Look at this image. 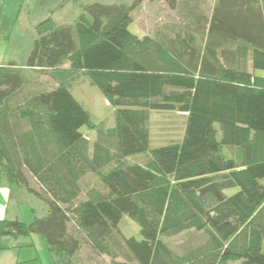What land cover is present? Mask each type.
<instances>
[{
    "label": "trees",
    "instance_id": "trees-1",
    "mask_svg": "<svg viewBox=\"0 0 264 264\" xmlns=\"http://www.w3.org/2000/svg\"><path fill=\"white\" fill-rule=\"evenodd\" d=\"M139 1L88 4L74 24L39 23L26 67L51 75L48 89L13 103L24 73L0 67V184L23 187L47 206L30 223L3 218L0 246L5 237L39 235L57 264L76 256L83 241L114 264H264V75L255 72L264 70V5L250 0L245 15L231 19L241 0H218L212 15L211 40L249 48L252 69L209 64L194 71L163 37L130 30ZM150 1L172 10L180 4ZM149 50L154 68L143 59ZM72 70L116 108V125L100 130L92 150L82 128L94 123L64 75ZM151 110L186 113L182 141L151 149ZM226 145L239 149L240 161ZM148 151L145 164L124 162ZM87 174H98L105 191L91 189L78 201ZM124 214L142 238L122 232ZM191 228L204 231L207 243L180 256L164 237Z\"/></svg>",
    "mask_w": 264,
    "mask_h": 264
},
{
    "label": "rangeland",
    "instance_id": "rangeland-1",
    "mask_svg": "<svg viewBox=\"0 0 264 264\" xmlns=\"http://www.w3.org/2000/svg\"><path fill=\"white\" fill-rule=\"evenodd\" d=\"M250 0H241V2H234L231 7V19L235 17L244 16L247 10L244 3ZM103 4H125L133 5L135 0H38L34 8H32L31 17L26 21V25L21 24V47L32 48L35 38V24L46 18L51 17L53 22L59 25L74 24L77 17L84 12V7L92 3ZM254 4L258 6L264 5V0H253ZM218 0H180L177 9L172 10L166 4L161 2H154L150 0H140L137 7L134 9L133 23L130 25V30L140 37L148 34L150 36H159L167 40L169 51L182 59L183 65L190 70L198 71L203 66L205 69L209 64L217 66H227L252 69L251 64V50L240 49L235 42H227L217 45L211 40L210 32L213 25V10ZM262 7V6H261ZM37 11H42L38 13ZM35 14V15H34ZM42 16V17H41ZM36 18V19H34ZM244 18V17H243ZM32 25H30V22ZM36 22V23H35ZM232 24V23H231ZM30 25V26H29ZM28 27H32V30ZM228 36L229 33H228ZM232 36V35H231ZM236 41L235 39H229ZM242 41V40H241ZM215 42V43H214ZM28 54L31 49H28ZM132 52V49H131ZM28 54H26L28 56ZM25 56V55H24ZM147 56V57H145ZM144 56L146 64L152 68L157 64L155 53L149 50ZM24 58H27L26 56ZM23 60V61H22ZM23 55H21V72L24 73V84L22 92L19 96H15L13 103L21 100L22 97L32 95L42 90L53 86L54 78L51 75H43L36 70L25 67ZM207 62V65L204 63ZM26 63V60H25ZM202 65V66H201ZM11 70H17L15 67H10ZM256 75H264V70H255ZM70 84V88L79 102L89 112L92 125L84 126L82 132L90 140L91 150L93 144L100 136V130H106L116 125V108L106 100L101 90L91 83L81 71H69L64 74ZM187 114L180 111H149V131L151 137V149L168 145L172 142H180L184 138ZM217 128L219 126L217 125ZM219 139L221 134L219 131ZM109 145L116 150L115 140L108 139ZM236 146H224L225 153L240 161V152ZM151 159V151L147 153H140L128 157L124 160L127 164H145ZM116 164H110L104 169L108 171ZM81 194L78 201L86 199L91 189L105 191V187L100 181L98 174H87L80 182ZM238 189H228L226 193L231 195ZM7 190L0 189V206L2 210L6 209ZM21 191V193L19 192ZM13 197V203L20 204L23 209V215L27 216L30 212L32 218L24 220L26 223L32 222L35 216L42 217L47 211L46 204L29 194L25 188L18 187ZM11 195V194H10ZM4 200V201H3ZM4 202V203H3ZM32 207L34 209H32ZM44 209V211H42ZM29 210V212H27ZM36 213L34 215L33 212ZM3 218V217H2ZM29 218V217H28ZM120 229L128 236H134L138 239L142 238L139 224L130 218L129 215L124 214L120 221ZM76 227L71 224V233L76 232ZM84 240V238L82 237ZM170 247L176 254L183 256L192 251L204 246L207 243L208 235L204 231H199L195 228L185 230L172 237H164ZM62 260V259H61ZM116 260H124L119 257ZM62 264H114L113 260L103 254H99L92 250L91 246L83 241L82 248L72 258H63ZM195 264H205V262H196ZM232 264H240L235 262Z\"/></svg>",
    "mask_w": 264,
    "mask_h": 264
},
{
    "label": "crops",
    "instance_id": "crops-1",
    "mask_svg": "<svg viewBox=\"0 0 264 264\" xmlns=\"http://www.w3.org/2000/svg\"><path fill=\"white\" fill-rule=\"evenodd\" d=\"M37 1L38 0H0V67H6L10 64H14L12 67L21 69V55H23V59H27L24 57H27L26 54H28V49L31 48H27L25 50V48L21 47V24L26 25V21L31 19V17H34L31 15L30 11L34 8ZM39 1L41 2L42 0ZM154 2L164 3L163 1ZM33 10H35V8ZM37 12L42 13V11ZM32 22L33 21L30 22V25H32ZM39 23L37 22L35 24V31H32L35 33V36L33 37L35 39L38 36L37 26ZM28 28L32 30V27ZM25 60L23 65L26 67ZM1 188L3 190H7V203L6 209L2 210V205L0 206V222L3 218L21 219L22 217L26 221L30 220L32 216L30 215L29 210H27L29 215L24 216L23 209H21L20 204L13 203V197L15 196V191L18 190V187H11L6 182H2L0 184V189ZM19 192L21 193V191ZM32 209L34 208L32 207ZM42 211H44V209H42ZM33 213L36 215L35 212ZM46 213L47 211L43 214V216L46 215ZM0 264L57 263L43 238L39 235H35L20 236L18 238H3V246H0Z\"/></svg>",
    "mask_w": 264,
    "mask_h": 264
}]
</instances>
